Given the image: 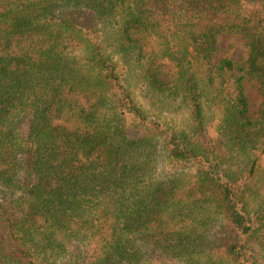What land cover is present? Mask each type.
Instances as JSON below:
<instances>
[{
  "label": "trees",
  "instance_id": "16d2710c",
  "mask_svg": "<svg viewBox=\"0 0 264 264\" xmlns=\"http://www.w3.org/2000/svg\"><path fill=\"white\" fill-rule=\"evenodd\" d=\"M109 28L184 125L148 118ZM223 33L248 40V65L214 59ZM256 74L264 95V0H0V264H242L264 251V233L250 242L264 211L255 223L243 202L256 158L225 167L226 151H264L245 90Z\"/></svg>",
  "mask_w": 264,
  "mask_h": 264
},
{
  "label": "rangeland",
  "instance_id": "374dc122",
  "mask_svg": "<svg viewBox=\"0 0 264 264\" xmlns=\"http://www.w3.org/2000/svg\"><path fill=\"white\" fill-rule=\"evenodd\" d=\"M107 35L112 41V44L108 45V52L111 53L113 59L117 62L124 83H126L135 101L142 107L148 118L153 121L175 123L177 126L184 125L186 110L179 111L172 108H165L164 102L160 100V96L146 86L142 78V66L140 63H137L130 55H124L116 51L113 42L114 29L109 28ZM225 57L248 65L250 57L248 40L241 34H221L218 37V50L214 59L217 61ZM258 77L257 74L248 76L245 80V90L250 102V114L255 119H259L260 117L264 119V115L262 114L264 95ZM24 127L26 128L27 126L24 125ZM209 127L211 132L214 133L216 121H213ZM225 157V167H232L233 169L246 164V162L249 163V161L256 158L257 171L252 177L253 182L244 189L243 202L246 203L248 216L252 217L255 223H257L258 214L264 211V151L253 150L250 154L246 155L238 153L231 154L229 151H226ZM174 166L173 164H168L166 170L170 171L174 168H182L185 172H189L192 175L196 173V166L194 165L190 166L188 164L186 167ZM214 232L222 241H226L227 239L231 240L230 238L233 239L235 237L233 231L224 225H221V227L216 225L214 227ZM263 233L264 229L256 233V236H252L250 242L256 244L258 236L262 237ZM99 244L98 238L94 240V242L86 245L74 244L63 260L64 262L71 261L74 259L75 254H81L82 256L91 255L99 250ZM247 257L248 260L246 262L243 261L242 264H264V251L257 245L254 246V252L249 253Z\"/></svg>",
  "mask_w": 264,
  "mask_h": 264
}]
</instances>
